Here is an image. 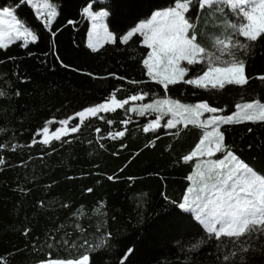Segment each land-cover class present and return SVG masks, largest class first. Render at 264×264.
<instances>
[{
    "label": "trees",
    "instance_id": "16d2710c",
    "mask_svg": "<svg viewBox=\"0 0 264 264\" xmlns=\"http://www.w3.org/2000/svg\"><path fill=\"white\" fill-rule=\"evenodd\" d=\"M50 2L56 5L58 15L49 29L27 3L0 0V6L19 4L18 18L26 20L38 36L35 42L25 44L17 40L0 49V91L6 93L0 97V129H4L0 131V143L9 145L0 150L6 161L0 165V257L3 258L0 264L75 258L94 243L110 244L105 249L106 256L95 253L93 259L97 264H182L185 255L182 249L194 242L195 237L192 233L175 232L171 221L176 213L190 214L165 196L177 200L186 189L191 167L181 158L195 146L202 129L190 125L181 128L179 135L175 129H158L159 138L145 147L153 135L143 132L142 126L155 115L139 116L117 109L101 112L104 119L98 116L85 120L76 133H69L61 141L44 145L37 134L38 142L30 144L31 135L45 120H52L49 130L54 131L61 126L60 119L83 106L101 102L113 89H118V99L140 91L164 95L162 86L146 76L141 63L145 46L138 41L105 43L96 52L87 46L88 23L83 17V7L88 4L95 5L93 10L105 7L109 12L105 23L112 30L114 11L124 21L143 13L144 0ZM153 3L164 4L165 0H153ZM205 20H209V26L201 40L208 44V34L214 29L206 14L201 18V26ZM246 70L252 77L264 73V40L255 43ZM110 72L142 83L133 85L128 80L107 76ZM226 87L228 92L220 90L222 98L210 100L214 106L223 108L225 115L236 110V103L243 102L241 96L245 100L264 98V82L258 79L250 80L242 89ZM17 91L19 95H15ZM253 91L257 97L249 95ZM182 92L187 95L182 96ZM167 94L194 103L197 99H207L210 93L181 83L169 86ZM149 100L145 97L142 101H130L126 107ZM129 118L128 125L121 123ZM108 120L113 123L108 124ZM72 123L69 121V126ZM97 128L99 132L95 131ZM223 128L227 142L239 150L238 154L242 153V158L255 161L258 169L264 166V122L245 121ZM121 129H127L125 137L112 139L106 135L108 131ZM13 143L17 144L15 151L10 148ZM121 143L126 147L121 148ZM109 176L118 179L109 180ZM86 188L93 191L86 192ZM145 193L146 196L142 195ZM100 201L105 204L101 205ZM113 216L115 220L111 219ZM101 217L105 226L98 232ZM25 228L29 229L27 234ZM104 231L112 232V236L105 237ZM64 239L69 245L75 241V247L64 244ZM84 240L88 244L81 247ZM126 246H134V252L122 261ZM214 252L212 248L207 253L196 254L191 264H214Z\"/></svg>",
    "mask_w": 264,
    "mask_h": 264
},
{
    "label": "snow or ice",
    "instance_id": "6c2138e0",
    "mask_svg": "<svg viewBox=\"0 0 264 264\" xmlns=\"http://www.w3.org/2000/svg\"><path fill=\"white\" fill-rule=\"evenodd\" d=\"M144 2L146 7L142 14L138 12L124 21L114 11L112 30L104 22V18L109 15L105 7H99V10H93V4L83 7V14L92 21L87 46L96 52L105 43L128 44L138 41L145 46L146 54L141 63L146 76L162 86L164 95L140 91L118 99V89H113L109 97L101 102L83 106L72 115L60 119L61 126L55 127L54 131L49 130L52 120H45L43 126L36 127L30 144L38 142L37 134L44 145L61 141L69 133H76L85 120L98 117L101 112H114L117 109H125L139 116L155 113V118L142 126L143 132L153 135V139L145 147L153 145L159 138L156 135L158 129H175L176 135L180 134L181 128L187 129L190 125L202 129V135L195 146L181 158L191 167L186 177L189 182L186 189L177 200L165 196L173 205L190 214L185 216L184 213H176L171 221L175 232H183L185 235L192 233L195 237L194 242H189L186 249H182L185 252L182 264H191L196 254L207 253L212 248H215L214 264H264V166L258 169L255 161L242 158V153L238 154L239 150L227 142L226 128L222 130V126L245 121L264 122V98L245 100L241 96L243 102L236 103V110L227 115L222 114L223 108L210 103V100L222 98L220 90L228 92L226 86H238L242 89L252 79L264 82V73L252 77L246 70L248 57L255 43L258 39L264 40V0H165L164 4H155L153 0ZM20 3L30 5L35 10L36 17L49 29L58 15L56 5L50 0H20ZM18 7L19 4L11 3L0 6V49L8 48L17 40L22 39L27 44L38 39L37 32L28 26V22L18 18ZM205 14L210 18L214 29L208 34V44L201 40L209 26V20H205L204 26H201L200 21ZM56 32L51 34L55 36ZM57 59L59 60V56ZM60 62L63 64V61ZM106 75L128 80L133 85L142 83L129 80L126 76H118L115 72ZM181 83L193 86L194 89L207 90L210 94L207 99H197L194 103L167 94L169 86H179ZM15 95H19V92ZM186 95V92H182V96ZM249 95L257 97L254 91ZM5 96L6 93L0 91V97ZM145 97L150 98L148 103H132L130 107H126L130 101H142ZM100 118L104 119L103 116ZM130 119H124L121 123L128 125ZM69 121H73L71 126ZM107 123L112 124L113 121L108 120ZM95 131L99 132L100 129ZM126 131L127 129L108 131L106 135L118 139L125 137ZM248 131L251 132V129ZM8 147L6 143H0V150ZM120 147L124 148L126 145L121 143ZM10 148L15 151L17 144H11ZM5 163V158L0 155V165ZM20 163L23 164V160ZM108 179L118 177L109 176ZM85 191L91 193L93 189L86 188ZM99 203L105 204L104 201ZM111 219L116 218L113 216ZM104 226L105 222L101 217L97 231L104 229ZM28 232L29 229L25 228L24 233ZM103 235L111 237L112 232L104 231ZM63 243L69 245L67 239ZM87 244L88 241L84 240L81 247ZM75 245L76 242L73 241L69 247ZM258 245L261 246L259 257L256 255ZM106 248H110V244L94 243L75 258H47L36 264H97L93 259L95 253H104L106 256ZM133 252L134 246H126L120 259L125 261ZM48 255L51 257V253Z\"/></svg>",
    "mask_w": 264,
    "mask_h": 264
},
{
    "label": "rangeland",
    "instance_id": "374dc122",
    "mask_svg": "<svg viewBox=\"0 0 264 264\" xmlns=\"http://www.w3.org/2000/svg\"><path fill=\"white\" fill-rule=\"evenodd\" d=\"M83 17L87 20V23H88V30L91 28V25H92V21L86 16L83 14ZM104 22H105V18H104ZM88 39V31H87V34H86V41ZM22 40V39H21ZM23 41V40H22ZM24 42V41H23ZM136 114V113H134ZM155 115V113H153ZM138 115V114H136ZM207 115V114H206Z\"/></svg>",
    "mask_w": 264,
    "mask_h": 264
}]
</instances>
